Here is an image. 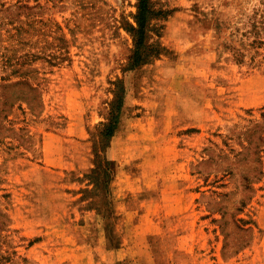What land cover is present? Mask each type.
Wrapping results in <instances>:
<instances>
[{"label": "rangeland", "instance_id": "obj_1", "mask_svg": "<svg viewBox=\"0 0 264 264\" xmlns=\"http://www.w3.org/2000/svg\"><path fill=\"white\" fill-rule=\"evenodd\" d=\"M137 1L0 0V264H264V0H151L128 69Z\"/></svg>", "mask_w": 264, "mask_h": 264}, {"label": "trees", "instance_id": "obj_2", "mask_svg": "<svg viewBox=\"0 0 264 264\" xmlns=\"http://www.w3.org/2000/svg\"><path fill=\"white\" fill-rule=\"evenodd\" d=\"M164 13L163 9H155L151 0H138L137 11L134 15V24H129L128 30L131 33L134 40V50L130 58L128 69H134L135 67L152 61L153 57H157L161 52V46L158 43L156 46L146 43L147 34L151 30L152 19L159 14ZM121 103L118 104L116 114L111 117L108 129L107 137L111 138L115 130L119 126V113ZM108 172V171H107Z\"/></svg>", "mask_w": 264, "mask_h": 264}]
</instances>
